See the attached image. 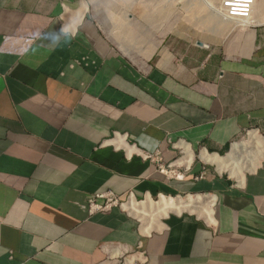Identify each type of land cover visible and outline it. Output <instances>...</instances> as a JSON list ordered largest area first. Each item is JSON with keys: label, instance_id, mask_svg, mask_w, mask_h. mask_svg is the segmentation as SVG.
I'll return each instance as SVG.
<instances>
[{"label": "crops", "instance_id": "crops-1", "mask_svg": "<svg viewBox=\"0 0 264 264\" xmlns=\"http://www.w3.org/2000/svg\"><path fill=\"white\" fill-rule=\"evenodd\" d=\"M78 3L0 0V264H264V160L239 183L204 159L264 136V26L168 38L138 64L94 15L68 18ZM106 190L216 202L146 234L89 211Z\"/></svg>", "mask_w": 264, "mask_h": 264}, {"label": "rangeland", "instance_id": "rangeland-1", "mask_svg": "<svg viewBox=\"0 0 264 264\" xmlns=\"http://www.w3.org/2000/svg\"><path fill=\"white\" fill-rule=\"evenodd\" d=\"M78 1L79 3L74 6V9L78 8L79 4L81 6L84 0ZM86 1L89 6L86 14L94 15L117 48L136 63L140 60L146 62L149 59L146 58V53L153 49L151 45L156 44L158 48L159 44L168 38L180 36L210 43L222 40L228 33L226 31L224 35L217 34L218 31L222 30L223 16L216 14L213 8L204 6V4H201L203 10H196L198 3L195 4L193 0ZM75 16L76 14H73L72 17ZM68 18H70V14ZM261 22L256 24L264 26V19ZM256 24H249L248 26ZM251 132L253 131H250L248 137L240 142L247 140ZM224 173L236 182L230 171ZM189 196L182 195L181 197L186 199ZM192 196L195 197L197 194ZM173 197L180 196L173 195ZM154 199L157 202L160 201L158 196H155ZM210 199L211 195L205 196L207 202Z\"/></svg>", "mask_w": 264, "mask_h": 264}, {"label": "bare ground", "instance_id": "bare-ground-1", "mask_svg": "<svg viewBox=\"0 0 264 264\" xmlns=\"http://www.w3.org/2000/svg\"><path fill=\"white\" fill-rule=\"evenodd\" d=\"M119 2V0H114ZM196 6V10H203V6H210L214 9L216 14L224 17L222 23V30L216 31L217 34L224 35L229 32L232 28L237 26L238 23L242 22L247 26L249 24L262 23L264 19V0H256L252 16L249 18H231L219 12V5L221 0H193ZM201 2V3H200ZM200 3V4H199ZM112 5V4H111ZM89 6L86 0L83 1L77 14L74 18V23H77L85 16L88 12ZM74 13L73 11L69 14ZM73 14L70 15L72 18ZM73 23V21H72ZM256 24V25H257ZM73 27V25H72ZM215 32V33H216ZM218 36V35H217ZM153 48L150 52L146 53L149 58L152 53L157 48L156 44L151 45ZM210 153V152H209ZM204 153V159L207 162L216 164L222 172L230 171L232 176L237 179L239 183L245 180L247 172L253 171L258 168V166L264 160V136L257 131L250 133L247 140L240 142H235L233 150L224 155H213L215 153L209 154ZM188 198L183 197H173L167 195H159L160 201H155L153 197L146 196L142 201L132 198L130 201L124 203L122 207L126 209L129 213L137 216L142 221V230L146 234H150L153 230L163 229V218L169 215L171 212H182L185 210L191 211L198 214L199 216H211L214 210V203L216 202V196L211 195V199L207 202L205 196L207 195H197ZM206 218V219H207ZM140 221V222H141Z\"/></svg>", "mask_w": 264, "mask_h": 264}, {"label": "built area", "instance_id": "built-area-1", "mask_svg": "<svg viewBox=\"0 0 264 264\" xmlns=\"http://www.w3.org/2000/svg\"><path fill=\"white\" fill-rule=\"evenodd\" d=\"M255 1L256 0H231V2H229V0H221L218 9L219 12L222 13V15H225L227 17L245 19L252 16ZM238 25L244 26L242 22H240ZM144 156L160 162V169L162 171H165L166 174H170V171L174 176L183 177L180 171L169 169L168 166L164 165L161 162L159 153H145ZM132 198L136 199L132 190H130L125 196H121L113 190L101 191L89 197L88 209L90 212L108 211L113 207L122 206Z\"/></svg>", "mask_w": 264, "mask_h": 264}, {"label": "clouds", "instance_id": "clouds-1", "mask_svg": "<svg viewBox=\"0 0 264 264\" xmlns=\"http://www.w3.org/2000/svg\"><path fill=\"white\" fill-rule=\"evenodd\" d=\"M238 24H239V23H238ZM238 24H237V26H241V25H238ZM65 25H66V20H65V24H64V26H65ZM244 26H247V25L244 24ZM168 196H170V195H168ZM177 196H178V195H177ZM180 196H182V195H180ZM135 197H136V196H135ZM152 197L155 198V196H152ZM158 197H159V196H158ZM145 198H146V197H145ZM145 198H144V199H145ZM136 199L139 200V201H140V200H141V201L144 200V199H138V198H136ZM117 207H121V208H123L122 206H117ZM125 210H126V209H125Z\"/></svg>", "mask_w": 264, "mask_h": 264}, {"label": "water", "instance_id": "water-1", "mask_svg": "<svg viewBox=\"0 0 264 264\" xmlns=\"http://www.w3.org/2000/svg\"><path fill=\"white\" fill-rule=\"evenodd\" d=\"M199 44H202V42H201V41H199Z\"/></svg>", "mask_w": 264, "mask_h": 264}, {"label": "snow or ice", "instance_id": "snow-or-ice-1", "mask_svg": "<svg viewBox=\"0 0 264 264\" xmlns=\"http://www.w3.org/2000/svg\"><path fill=\"white\" fill-rule=\"evenodd\" d=\"M229 2H231V0H229Z\"/></svg>", "mask_w": 264, "mask_h": 264}]
</instances>
